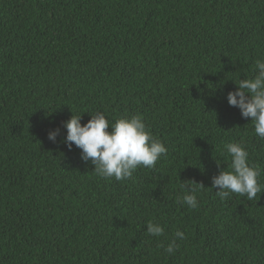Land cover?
Segmentation results:
<instances>
[{"label":"trees","instance_id":"obj_1","mask_svg":"<svg viewBox=\"0 0 264 264\" xmlns=\"http://www.w3.org/2000/svg\"><path fill=\"white\" fill-rule=\"evenodd\" d=\"M261 57L264 0H0V264H264V192L212 187L229 142L264 186V140L227 101ZM97 111L142 116L166 155L97 176L63 143ZM184 181L198 208L177 202Z\"/></svg>","mask_w":264,"mask_h":264},{"label":"clouds","instance_id":"obj_2","mask_svg":"<svg viewBox=\"0 0 264 264\" xmlns=\"http://www.w3.org/2000/svg\"><path fill=\"white\" fill-rule=\"evenodd\" d=\"M234 82L237 90L228 92L229 105L239 108L243 118L250 117L255 134L264 140V57L255 60L251 76ZM63 126L67 130L63 143L69 149L73 144L81 149V159L90 161L94 165L93 172L101 178H115L117 181L128 179L138 167H154L158 159L168 151L151 134L142 116L138 114L117 118L114 123H110L102 111H97L83 125L81 115H72ZM58 134L59 129L50 131L48 139L55 142ZM225 150L231 157V165L230 170L222 169L212 178V187L219 189L216 195L223 200L235 193L251 201L258 193L264 192V186L257 180L261 170L249 163V153L245 146L240 142H229ZM180 187L182 194L177 197V202L193 209L198 208L196 193L204 186L194 181H184ZM145 225L146 232L151 236L164 234L165 229L158 222L148 221ZM184 236L182 231L175 233L176 238L184 239ZM178 247L173 238L164 247V251L173 254Z\"/></svg>","mask_w":264,"mask_h":264}]
</instances>
